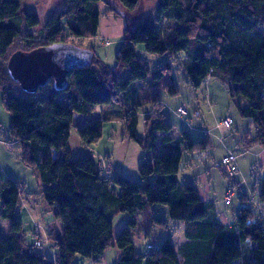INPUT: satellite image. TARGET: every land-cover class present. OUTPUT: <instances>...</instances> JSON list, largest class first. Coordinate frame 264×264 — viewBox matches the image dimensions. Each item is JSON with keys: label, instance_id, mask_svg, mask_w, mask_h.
Masks as SVG:
<instances>
[{"label": "trees", "instance_id": "1", "mask_svg": "<svg viewBox=\"0 0 264 264\" xmlns=\"http://www.w3.org/2000/svg\"><path fill=\"white\" fill-rule=\"evenodd\" d=\"M24 1L0 0V92L10 116V137L18 141L20 159L35 172L47 212L61 229L50 237L57 249L51 261L33 249L35 244L23 232L17 213L23 183L0 179V217L9 221L6 235L0 226V264H72L76 254L99 263L111 247L118 252L112 264H264V216H257L252 197L240 192L242 205L227 223L213 201L203 200L195 186L179 178L181 146L189 152L207 151L209 137L193 140L186 131L173 136V125L161 112L144 115L148 131L138 132L140 107L160 106V90L178 93L176 66L194 89L209 78L227 84L240 116L255 125L254 134L243 137L245 149L264 147V0H155L138 19L132 14L141 0H52L43 22L37 12L23 11ZM101 2L104 14L126 21L117 62L108 65L89 45L91 63L73 69L64 90L49 82L35 93L24 92L7 68L6 55L15 41L25 40L22 50L57 42L85 47L83 41L98 34ZM137 47L160 62L151 68ZM111 102L126 107L123 120L131 141L143 150L158 143L173 150L140 162L141 183L112 172L110 166L107 171L91 155L71 154L74 114H90ZM104 120L97 116L75 128L82 143L101 138ZM257 199L264 206V175ZM155 204L181 225L178 246L169 236H156V245L137 247L134 230L151 234L173 224L153 212ZM119 213L127 219L116 232Z\"/></svg>", "mask_w": 264, "mask_h": 264}, {"label": "rangeland", "instance_id": "2", "mask_svg": "<svg viewBox=\"0 0 264 264\" xmlns=\"http://www.w3.org/2000/svg\"><path fill=\"white\" fill-rule=\"evenodd\" d=\"M154 1L141 0L137 10L133 13V18H141V15L143 16L147 9L154 4ZM99 4L102 9L105 7L102 2ZM51 9L52 0H25L23 3V11L37 12L42 22ZM114 16L121 18L119 15ZM22 28L26 29V26L22 25ZM74 40L77 41V39ZM24 42L23 38H18L8 50L6 56L17 49L24 48ZM89 42L94 47H97V52L102 50L110 52L106 59L108 65L113 66L117 62L116 54L121 42L117 44V42L113 43L110 40L101 42V40L97 39H92ZM89 42L83 41L82 44L86 46V43ZM141 50L137 47V54L147 58L150 61L151 68H154L160 62L157 56ZM5 58H1V61H4ZM173 76L178 93L169 95L166 91L160 90L157 97L160 106L146 103L140 107L138 109V132L144 134V115L161 112L165 120L173 125V136L176 137L180 135V132L186 131L193 140L209 137L211 144L208 146L207 151L189 152L181 146V161L178 172L180 180L183 183L189 182L195 186L203 200L211 199L215 203L221 218L233 219L237 215L242 205L238 197L240 192H245L249 197H252L250 201L254 203L257 216H264V206L259 204L257 199L259 184L264 175V147L255 145L245 149L242 143L246 132L254 134V123L240 116L237 108L230 100L228 86L224 82L209 78L203 82L200 88L194 89L188 83V78L184 71L178 70L176 66L173 67ZM102 106H96L93 111L95 116H103L105 119L103 121L102 136L98 142L91 145L82 143L75 128L80 126L84 118L92 117V115H74L73 127L69 138L72 156L91 155L96 158L97 164L103 166L107 171H109V166H111L112 172L121 173L127 179L141 183L138 166L140 162H150L148 154L150 155L153 151L147 150V155H144V150L136 142L128 138L123 120L126 107L122 103L111 102ZM178 107L184 108L183 113L178 112ZM227 118L231 120L230 127L222 125V121ZM9 121L10 116L3 106L0 92V141H3L4 144L8 143V147L13 152H17L18 149L20 151V147L12 142L13 140L9 134ZM146 130L148 131V129ZM161 145L159 144V148L154 153H157L162 148ZM105 153H108L111 159ZM229 154L235 156L237 164V172L233 177L226 176L221 165L222 158ZM28 182L29 188L32 189V206L34 210H40V208H45L46 210L41 213L40 219L38 218L41 224L36 225L34 228H32V220L27 216L26 220H23V232L27 236L28 243L35 244L33 249L44 252L49 260L54 261L57 249L54 241L50 239L52 236L45 233L43 225L53 221L54 217L53 214L47 212L48 208L43 201L41 190H36L38 189L36 183L38 181L31 177ZM233 182H238V185L234 187L233 191L235 194L232 196L230 203L226 204L224 194ZM153 208V212L157 213L161 219H167L173 224L170 225V229H156L151 234H145L140 229L134 230L133 235L137 247L139 249L143 248L146 243L156 245L160 241V238H155L156 236L162 238L169 236L174 240L175 246H177L183 239L181 225L176 223L177 221L168 219L164 206L155 204ZM126 219L127 216L124 213H119L115 216L116 232L125 224ZM0 220L3 224V231L5 228L8 230L9 225L5 226L3 223L5 220L1 217ZM55 222L57 221L55 220ZM55 231V227L52 226L51 232L53 235ZM116 257L117 250L111 247L105 251L104 259L99 263H94L90 259L76 254L72 264H112Z\"/></svg>", "mask_w": 264, "mask_h": 264}, {"label": "water", "instance_id": "3", "mask_svg": "<svg viewBox=\"0 0 264 264\" xmlns=\"http://www.w3.org/2000/svg\"><path fill=\"white\" fill-rule=\"evenodd\" d=\"M93 51L72 42L40 45L29 50L17 49L7 62L11 78L27 93L52 82L54 89L64 90L67 76L75 68L90 64Z\"/></svg>", "mask_w": 264, "mask_h": 264}, {"label": "crops", "instance_id": "4", "mask_svg": "<svg viewBox=\"0 0 264 264\" xmlns=\"http://www.w3.org/2000/svg\"><path fill=\"white\" fill-rule=\"evenodd\" d=\"M99 7L102 11L101 15H100V19H99V31H98V34L92 39H97L99 41L101 40V42L110 40L113 43L117 42V44H118V42H122L123 35H124V29L126 26L125 19L123 17L120 18V17H116V16L111 15V14H104L103 10L105 9V7L103 9H102V6H99ZM132 17H133V14H132ZM112 38H113V40H112ZM92 39H90V40H92ZM89 41H87V42H89ZM90 43L91 42L86 43L87 45L85 47L87 48L89 45H92ZM92 47L94 48L96 53L100 57H102L103 60L106 62L107 55L110 54V52L104 51L102 49H101L102 51L97 52V49H96L97 47H94L93 45H92ZM74 115L75 116L76 115L81 116L82 114L75 113ZM90 115H92V117ZM83 116L84 117L90 116V117L84 118V120L82 121L80 126L83 125L84 123H86L88 120L97 117L93 114V112L90 114H86V116L85 115H83ZM146 132H147V130L144 128V134ZM12 142L15 143L16 145H19L18 141H16V140H13ZM159 144L160 143H158L156 145V147L151 150L153 152H151L150 155L148 154V158H149L150 162L152 161L153 157L157 154L170 153L173 151L170 148H168L167 146L161 145L162 148H160V150L157 151V153H154V151H156V149L159 148ZM105 155L110 157V159H111V156L108 155V153H105ZM144 155H147V150H144ZM6 177H12V178L17 179L23 183L22 184V192L20 194L19 205L17 208V213L20 216V218L22 219V221L26 220L25 218L27 216H29L30 220H32V222H33L32 228H34L36 225H40L41 223H39L38 220L40 219L41 213L45 212L46 209L40 208V210H36V209L34 210V208L32 206V204H33L32 203V201H33L32 189L29 188V182H28V180H30L31 177L34 180L38 181V182H36L38 185V189H36V190L40 191L42 186L39 183V179L37 178L33 169L26 166L21 161L19 149L17 152H13L8 147V143L4 144L3 141H0V179H4ZM34 192H36V191H34ZM205 201H212V200L206 199ZM41 218H44V217H41ZM221 219L227 223H229L231 221V219H226V218H221ZM4 220L5 221L3 223L5 224V226L9 225V221L7 219H4ZM2 225L3 224L0 220V226L2 228V233L6 235L7 229L5 228V230L3 231ZM43 225H44L45 233L48 235H51V236L53 235V233L51 232L52 226L55 227V229H56L55 233L59 232L61 229L60 223L58 221L55 222V218L53 219V221L48 222V223L43 224ZM117 255H118V252H117Z\"/></svg>", "mask_w": 264, "mask_h": 264}, {"label": "built area", "instance_id": "5", "mask_svg": "<svg viewBox=\"0 0 264 264\" xmlns=\"http://www.w3.org/2000/svg\"><path fill=\"white\" fill-rule=\"evenodd\" d=\"M184 108L179 107L178 112L183 113ZM222 125L225 127H229L231 125V120L229 118L222 121ZM221 165L225 169V172L228 176L232 177L237 172V164L235 161V156L233 154H229L225 156L221 160ZM234 195V191L232 189H227L224 194L225 203L228 204L231 201L232 196ZM148 249L152 248L150 244L146 246Z\"/></svg>", "mask_w": 264, "mask_h": 264}]
</instances>
